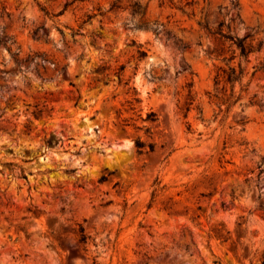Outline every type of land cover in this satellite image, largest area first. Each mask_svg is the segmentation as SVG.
<instances>
[{
	"label": "rangeland",
	"instance_id": "374dc122",
	"mask_svg": "<svg viewBox=\"0 0 264 264\" xmlns=\"http://www.w3.org/2000/svg\"><path fill=\"white\" fill-rule=\"evenodd\" d=\"M0 69V264H264V0H0Z\"/></svg>",
	"mask_w": 264,
	"mask_h": 264
},
{
	"label": "trees",
	"instance_id": "16d2710c",
	"mask_svg": "<svg viewBox=\"0 0 264 264\" xmlns=\"http://www.w3.org/2000/svg\"><path fill=\"white\" fill-rule=\"evenodd\" d=\"M132 11L133 12H139L140 11V5L138 3H134V5L132 7ZM143 11H144L143 14H145V9ZM89 17H91V16H89ZM140 26L143 28H147V29L149 28V29L153 30L154 32L157 31V27H153V26L149 25V22L144 21V20L142 21V23H140ZM214 33L218 34L220 37V40H222V41H227V40L231 41V45L234 44L236 49L239 51L240 57H246L247 54L249 52H251L250 46L245 44L242 39H238V38L234 39L231 36L226 35L220 27L217 29V31H214ZM76 34H80L79 29L71 30V35H76ZM8 49H10V48H8ZM18 52L19 51H17V53ZM139 53H140V56L145 55V53L143 51H139ZM35 56H37V55L36 54H28L25 61H28V60L33 61V60H35ZM232 59H233V56L229 57L227 59V61H230ZM223 60H225L224 57H223ZM105 69H107V68L102 66V67L98 68L97 71H103ZM123 70H124V65H119L117 67V69L115 71H113V73L117 76V83L118 84L122 83L124 86H126V85H128L129 81L123 78ZM0 71H1V69H0ZM110 74H111V72L106 73L105 78H108L110 76ZM241 77H242V70L240 69V67L237 69L235 66L228 65L226 68L223 66H219L217 68L216 75L214 77V83L220 84L223 82V83L229 84L231 86V93H230V96L226 98V100H225L226 102L229 101V98L232 96V92H233L235 83L239 82ZM191 86H192V82L190 81L187 83L188 95H190ZM130 88L132 89L133 97L129 100H126V103L128 106L126 110L127 111H135L137 104L139 103V99L137 97V92L134 89V87H129L128 89H130ZM237 99L238 98H236L234 100V103ZM191 100H192V98H191ZM188 111H189V107L186 108V114ZM140 119L142 122L146 123V124H143L140 127V129H143L144 133L146 135L150 134V127L148 126L147 123L153 122L156 120L155 113L153 111H149L145 117L140 116ZM135 127H138V126H135ZM148 146H149V151H153V149H154L153 144L148 143ZM135 147L137 148L138 153H141L145 148V142L142 141L140 139V137H137V139L135 140ZM103 178H104V176L101 177V179H103ZM86 239H87V237L83 233V230L81 228L79 240L81 242H85Z\"/></svg>",
	"mask_w": 264,
	"mask_h": 264
}]
</instances>
